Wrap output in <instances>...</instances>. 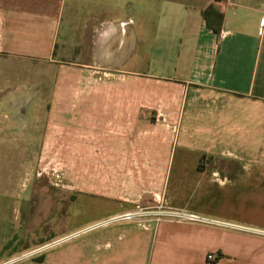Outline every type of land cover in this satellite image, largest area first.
Segmentation results:
<instances>
[{
    "label": "crops",
    "instance_id": "0c3cea01",
    "mask_svg": "<svg viewBox=\"0 0 264 264\" xmlns=\"http://www.w3.org/2000/svg\"><path fill=\"white\" fill-rule=\"evenodd\" d=\"M229 1L0 0V80L12 65L56 69L78 88L54 96L73 104L40 110L74 115L75 160L151 161L159 178L158 193L144 188L152 202L114 187L91 198L94 218L22 264H264V0ZM159 204L206 222L114 220ZM17 241L0 239V264L26 247Z\"/></svg>",
    "mask_w": 264,
    "mask_h": 264
},
{
    "label": "rangeland",
    "instance_id": "374dc122",
    "mask_svg": "<svg viewBox=\"0 0 264 264\" xmlns=\"http://www.w3.org/2000/svg\"><path fill=\"white\" fill-rule=\"evenodd\" d=\"M49 69L48 66H34L31 74L27 73L30 67L19 65V72L15 74L17 69L12 65L6 70L8 81H4V77L0 80L3 91H18L14 98L0 96V221L5 222V225L0 222V239H17L19 245L26 246L20 247L16 257L1 264L40 259L48 245H58L63 239L61 235L70 231L73 223L94 218L96 213L87 210L85 203L94 197L104 198L105 192L112 187L119 190L122 200L143 203L144 196L150 202L154 198L153 194L143 193L144 188L156 192L155 186H159L151 161L75 160L78 156L72 131L74 115L42 113L40 107L72 105V99H59L54 94L64 89L73 91L78 84L71 81L62 85L57 70ZM84 70L89 69L83 67V77H86L88 73ZM117 85L120 88L121 83L114 82L116 88ZM89 88L87 80L83 81L82 90ZM43 93L50 96L43 98ZM146 96L148 104L157 103L148 92ZM174 100L178 105L183 104L180 97ZM168 103L169 98L158 104ZM8 105L12 107L7 111L5 106ZM47 133L49 139L45 140ZM87 149L90 152L89 145ZM158 207H147L139 213L171 212L160 204ZM43 242L46 245L43 246Z\"/></svg>",
    "mask_w": 264,
    "mask_h": 264
},
{
    "label": "built area",
    "instance_id": "2783aa9c",
    "mask_svg": "<svg viewBox=\"0 0 264 264\" xmlns=\"http://www.w3.org/2000/svg\"><path fill=\"white\" fill-rule=\"evenodd\" d=\"M218 2L220 1H225L227 3H230L229 0H216ZM160 208V207H158ZM141 211V210H140ZM140 211H136L135 213H127L118 217H114L112 219L116 220L118 219H126V220H133V219H138L139 221H142V219L145 218H154L156 222L160 221L162 217H168V218H173L176 219L179 222H191V223H205L206 221L196 215L193 214H188L183 211H171L167 213H158L156 211L148 212V213H139ZM217 260V256L215 255H207V261L213 262Z\"/></svg>",
    "mask_w": 264,
    "mask_h": 264
},
{
    "label": "trees",
    "instance_id": "16d2710c",
    "mask_svg": "<svg viewBox=\"0 0 264 264\" xmlns=\"http://www.w3.org/2000/svg\"><path fill=\"white\" fill-rule=\"evenodd\" d=\"M203 19L208 28H210L213 33L218 34L221 29L222 15L216 12L212 7H209L203 13ZM40 261V259H38Z\"/></svg>",
    "mask_w": 264,
    "mask_h": 264
}]
</instances>
